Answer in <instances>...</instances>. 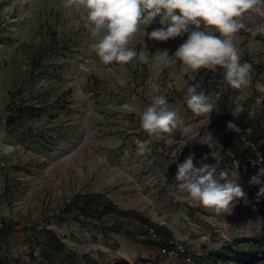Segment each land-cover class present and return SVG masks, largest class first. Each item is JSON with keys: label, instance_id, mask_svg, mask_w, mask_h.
<instances>
[{"label": "rangeland", "instance_id": "rangeland-1", "mask_svg": "<svg viewBox=\"0 0 264 264\" xmlns=\"http://www.w3.org/2000/svg\"><path fill=\"white\" fill-rule=\"evenodd\" d=\"M10 3L0 0V262L15 258L35 238L42 246L41 264L151 261L156 248L141 239L146 226L184 243L195 258L224 241L260 235L264 220L255 219L244 199L231 214L217 215L187 200L175 181L177 166L190 154L199 168L204 156L203 163L215 165L211 153L217 151L223 157L217 171H228L241 185L216 132L218 106L229 88L222 69L193 72L180 63L161 69L151 56L148 63L105 66L90 47L82 10L66 9L63 0H29L6 15L3 9ZM244 23L235 43L241 59L252 65L250 82L233 89L228 107L234 119L245 112L264 129V34L258 31L264 17L249 13ZM160 27L157 16L144 30ZM187 35L159 42L141 31L132 46L151 54L166 49L171 56ZM153 84L159 85L158 93ZM189 86L213 104L208 118L187 107ZM155 94L167 98L177 127L138 154L135 141L149 139L139 117ZM10 100L16 120L6 127ZM29 106L41 110L39 115L21 113ZM84 193H103L123 213L98 217L91 210V217L79 216L80 223L58 221L59 210L69 203L75 211ZM260 216L264 219V211ZM108 227L117 232L104 230ZM52 234L62 244L59 249L48 244Z\"/></svg>", "mask_w": 264, "mask_h": 264}, {"label": "clouds", "instance_id": "clouds-1", "mask_svg": "<svg viewBox=\"0 0 264 264\" xmlns=\"http://www.w3.org/2000/svg\"><path fill=\"white\" fill-rule=\"evenodd\" d=\"M29 0H11L4 9L6 15L17 7L23 9ZM66 9L86 13V27L92 43L91 49L101 64L125 66L138 60L148 63L149 56L161 69L180 63L185 70L197 72L207 69L212 72L223 70L224 82L233 89H242L250 82L252 65L242 62L235 40L246 27L244 18L249 13L264 17V0H63ZM160 16L162 27L146 33L145 26ZM194 26V27H190ZM203 26V30H201ZM143 31L149 40L166 42L184 36L187 39L178 46L174 55L165 49L151 54L146 47L139 51L132 46L135 35ZM264 34V28L258 29ZM256 34V33H253ZM153 92H159V85L153 84ZM184 100L187 107L197 116H206L214 111L208 96L196 86L186 89ZM140 126L149 139L135 141L137 153L144 154L153 140H161L165 134L173 133L177 127V113L169 108L167 98L155 94L150 104L140 114ZM227 129L239 133L241 130L232 122ZM3 133H0V138ZM189 141L185 142V146ZM215 165L203 163L194 166V155L190 154L177 166L175 181L186 199L214 212L217 215L231 214L234 205L246 193L240 183L229 178V172L217 171L223 157L217 151L211 153ZM264 158H261L259 162ZM258 162V163H259ZM264 177V168L259 169L249 183L257 185ZM223 181V183L221 182ZM257 198L264 196V187L257 192Z\"/></svg>", "mask_w": 264, "mask_h": 264}, {"label": "trees", "instance_id": "trees-1", "mask_svg": "<svg viewBox=\"0 0 264 264\" xmlns=\"http://www.w3.org/2000/svg\"><path fill=\"white\" fill-rule=\"evenodd\" d=\"M242 62H245V58L241 59ZM210 73V72H209ZM233 88L229 87L224 95L221 97L220 104L218 106V113L216 116V132L221 138L223 148L228 149L233 157L239 161H243L245 155L251 154L252 151L243 146L239 140L235 136V132L228 130L227 125L229 122L234 123L238 128H248L251 130V138L254 144V147L257 151H260L259 144L256 138V134L264 135V129L261 128L260 125L256 121L249 119L246 113L242 112L237 119H234L232 116V112L228 107V98L231 95ZM13 107V102L10 100L7 104V109L9 110V114L6 116L4 120V125L9 127L15 120L16 116H14L10 109ZM21 113L26 115L36 117L39 115L41 110L35 109L33 107H22L20 109ZM260 136V137H261ZM262 182H264V177H261ZM242 186V185H241ZM82 203L79 204L77 209L74 211L71 209L69 203L65 204L58 212L57 220L65 221L67 219H71L77 223H80L79 216L83 217H91V210L96 211L98 213V217H101L110 213H120L119 210H116L112 203L105 197L102 193H84L80 195ZM74 211V212H72ZM264 220V219H262ZM2 225L0 224V227ZM151 227V226H146ZM141 233L142 241L146 240L151 243L154 248L162 247L167 245L169 236H164L159 234L158 231L153 228L155 232V238H151L146 234L145 228ZM104 230H109L111 232H117L114 228L108 227L104 228ZM125 236L130 238V234L128 231L123 232ZM49 246L55 249H59L62 245L58 238L52 234L48 237ZM33 243H39L38 239ZM32 243V244H33ZM31 244V245H32ZM3 256V254H1ZM43 256V252H42ZM10 260L0 262V264H8ZM145 261V260H141ZM44 262L43 261L39 264ZM127 264V263H125ZM195 264H264V226H262L260 235L257 238H249V239H236L233 241L223 242V245L214 250H209L205 254L198 256L195 258Z\"/></svg>", "mask_w": 264, "mask_h": 264}, {"label": "built area", "instance_id": "built-area-1", "mask_svg": "<svg viewBox=\"0 0 264 264\" xmlns=\"http://www.w3.org/2000/svg\"><path fill=\"white\" fill-rule=\"evenodd\" d=\"M218 93L214 94V97H218ZM239 133L235 132L236 138L239 142L249 148L252 153L245 155L243 161L235 159L232 153L224 148V153L227 156L228 165L235 170L241 179V185L246 193V200L250 213L255 217L256 220H262L260 213L264 211V196L257 198V192L261 187H264V182L253 185L250 184V179L257 175L259 169L264 168V159L259 162L261 158H264V154L257 151L254 147L251 138V130L248 128H239ZM259 162V163H258ZM146 234L155 238V232L152 227L145 228ZM25 256H17L10 260L8 264H26L27 260L38 264L43 261L42 246L39 243H33L26 249ZM156 257L151 261L132 260L127 264H195V256L191 250L182 242L170 238L167 245L158 247L156 249Z\"/></svg>", "mask_w": 264, "mask_h": 264}, {"label": "crops", "instance_id": "crops-1", "mask_svg": "<svg viewBox=\"0 0 264 264\" xmlns=\"http://www.w3.org/2000/svg\"><path fill=\"white\" fill-rule=\"evenodd\" d=\"M239 179H240V178H239ZM26 249H27V248H26ZM26 251H27V250L24 249L22 252H21V251L18 252V254H17L16 256H25ZM154 255H155V254H154ZM16 256H15V257H16ZM29 262H30V261L27 260V263H26V264H30ZM31 263L33 264V262H31ZM114 263H115V262H113V264H114ZM116 263H118V262H116ZM34 264H35V263H34Z\"/></svg>", "mask_w": 264, "mask_h": 264}]
</instances>
